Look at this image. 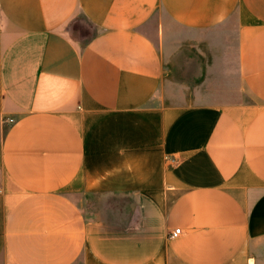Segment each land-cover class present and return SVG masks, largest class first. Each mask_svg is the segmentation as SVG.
Here are the masks:
<instances>
[{"label": "crops", "instance_id": "obj_1", "mask_svg": "<svg viewBox=\"0 0 264 264\" xmlns=\"http://www.w3.org/2000/svg\"><path fill=\"white\" fill-rule=\"evenodd\" d=\"M0 264H264V0H0Z\"/></svg>", "mask_w": 264, "mask_h": 264}, {"label": "rangeland", "instance_id": "obj_2", "mask_svg": "<svg viewBox=\"0 0 264 264\" xmlns=\"http://www.w3.org/2000/svg\"><path fill=\"white\" fill-rule=\"evenodd\" d=\"M232 26L233 25H231L230 27H232ZM188 33H196V32H192V31H188V30L187 31H183V30H179V29H176L174 31L173 35L170 38V43H173L174 47H176V50H180V49H183V48H186V47L189 49V47H188ZM78 35L79 34L76 31L72 32V36L74 38H76L79 42L82 43V41L78 38ZM186 53H188V54L185 57V60L189 61V50ZM188 69H189V72H190V67ZM189 76H190V73H189ZM229 77H231L232 79L234 78V76H229ZM231 81H235V79L229 80V82H231ZM232 85L233 84H229L227 86H225V85L218 86L219 88L217 89V91L219 93L214 94L211 97L212 98H216V99H221L223 97H232L233 94L237 93V90H238V89L235 88V86H232ZM181 92L182 91L180 90V93ZM185 92H186V94L191 92V86L188 89H186L184 91V93ZM217 103L218 104H222L221 102H217Z\"/></svg>", "mask_w": 264, "mask_h": 264}, {"label": "built area", "instance_id": "obj_3", "mask_svg": "<svg viewBox=\"0 0 264 264\" xmlns=\"http://www.w3.org/2000/svg\"><path fill=\"white\" fill-rule=\"evenodd\" d=\"M7 122H9V123H13V120L12 119H9V118H6L5 119ZM179 232H180V230L177 228V229H175V231L174 232H172L171 234V236L172 237H176L178 234H179Z\"/></svg>", "mask_w": 264, "mask_h": 264}]
</instances>
